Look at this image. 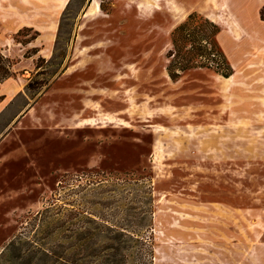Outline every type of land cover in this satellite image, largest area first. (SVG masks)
<instances>
[{
    "label": "rangeland",
    "instance_id": "374dc122",
    "mask_svg": "<svg viewBox=\"0 0 264 264\" xmlns=\"http://www.w3.org/2000/svg\"><path fill=\"white\" fill-rule=\"evenodd\" d=\"M92 1L6 41L0 264H264V0Z\"/></svg>",
    "mask_w": 264,
    "mask_h": 264
},
{
    "label": "crops",
    "instance_id": "0c3cea01",
    "mask_svg": "<svg viewBox=\"0 0 264 264\" xmlns=\"http://www.w3.org/2000/svg\"><path fill=\"white\" fill-rule=\"evenodd\" d=\"M35 7L36 0H0V54L4 57L11 54L6 49V41L14 40L21 29L30 28L35 23L31 17ZM206 17L209 18L208 15Z\"/></svg>",
    "mask_w": 264,
    "mask_h": 264
},
{
    "label": "trees",
    "instance_id": "16d2710c",
    "mask_svg": "<svg viewBox=\"0 0 264 264\" xmlns=\"http://www.w3.org/2000/svg\"><path fill=\"white\" fill-rule=\"evenodd\" d=\"M260 14L263 16L264 15V5L262 6L261 10H260ZM6 59L2 57V55L0 54V61H5ZM9 67H0V82H2L3 80H5L9 74H8V69ZM231 73H225L224 76L228 77Z\"/></svg>",
    "mask_w": 264,
    "mask_h": 264
},
{
    "label": "bare ground",
    "instance_id": "6f19581e",
    "mask_svg": "<svg viewBox=\"0 0 264 264\" xmlns=\"http://www.w3.org/2000/svg\"><path fill=\"white\" fill-rule=\"evenodd\" d=\"M66 1H68V0H65V2ZM98 11H99L98 2L94 0V1L91 2V4H89V6H88V8H87V10H86V12L84 14V17L93 15V14L97 13ZM228 31L230 33H232L230 29Z\"/></svg>",
    "mask_w": 264,
    "mask_h": 264
}]
</instances>
